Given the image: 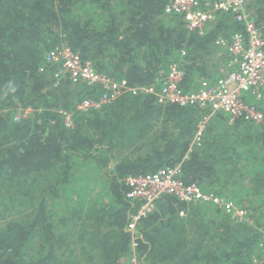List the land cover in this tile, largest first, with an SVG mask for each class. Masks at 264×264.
<instances>
[{
  "label": "trees",
  "instance_id": "1",
  "mask_svg": "<svg viewBox=\"0 0 264 264\" xmlns=\"http://www.w3.org/2000/svg\"><path fill=\"white\" fill-rule=\"evenodd\" d=\"M165 3L0 0V264H134L135 255V264H264V121H230L218 110L191 144L209 107L125 91L81 111L77 102L101 89L56 82V66L45 63L64 43L135 87L177 62L188 93L237 69L218 43L242 29L233 12L215 11L198 32ZM245 6L264 36V0ZM244 96L264 117V92ZM177 163L184 182L231 200L246 217L164 194L137 222L133 245L124 177Z\"/></svg>",
  "mask_w": 264,
  "mask_h": 264
},
{
  "label": "built area",
  "instance_id": "2",
  "mask_svg": "<svg viewBox=\"0 0 264 264\" xmlns=\"http://www.w3.org/2000/svg\"><path fill=\"white\" fill-rule=\"evenodd\" d=\"M219 9L233 12L236 20L242 24L241 31H235L228 41L218 40L232 56L230 62L235 63L237 69L223 74L214 81L201 80V87L191 93L184 92L179 87L183 71L177 62H171L166 73L159 75L154 84L135 87L128 86L123 78L116 79L98 72L89 60H81L78 54L64 43L48 50L45 63L56 66L53 72L56 82L66 78L72 83H86L101 89L97 97H85L77 102L76 108L81 111L97 109L125 91L133 94H153L158 103L169 102L178 105L196 103L203 108L209 107L210 113L200 121L191 142L198 144L205 122L218 110L226 112L230 116V121L238 117L255 122L264 121L262 112L244 96L247 93L259 99L264 92V36L246 11L245 0H166L164 5L165 12L183 15L186 26L189 29H197L198 32H202L206 23L213 19L214 12ZM62 113L65 124L71 125L70 112ZM15 118H18V115ZM179 173L180 163H177L162 166L153 172L124 177L128 187L126 197L134 206V212L128 216L127 224L133 245L137 222L153 211L156 199L164 194L173 195L184 202L215 205L238 220L246 217V210L242 207L212 191L203 190L196 183L184 182ZM259 246L264 251V237ZM135 260L136 255L132 258L134 263Z\"/></svg>",
  "mask_w": 264,
  "mask_h": 264
},
{
  "label": "rangeland",
  "instance_id": "3",
  "mask_svg": "<svg viewBox=\"0 0 264 264\" xmlns=\"http://www.w3.org/2000/svg\"><path fill=\"white\" fill-rule=\"evenodd\" d=\"M133 262V261H132ZM135 262H136V260H135ZM134 263V262H133ZM135 264V263H134Z\"/></svg>",
  "mask_w": 264,
  "mask_h": 264
},
{
  "label": "crops",
  "instance_id": "4",
  "mask_svg": "<svg viewBox=\"0 0 264 264\" xmlns=\"http://www.w3.org/2000/svg\"><path fill=\"white\" fill-rule=\"evenodd\" d=\"M27 111H28V109H27Z\"/></svg>",
  "mask_w": 264,
  "mask_h": 264
}]
</instances>
